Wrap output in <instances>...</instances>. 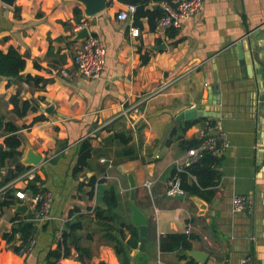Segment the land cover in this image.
<instances>
[{
  "label": "crops",
  "instance_id": "obj_1",
  "mask_svg": "<svg viewBox=\"0 0 264 264\" xmlns=\"http://www.w3.org/2000/svg\"><path fill=\"white\" fill-rule=\"evenodd\" d=\"M126 5L107 0L102 11L86 16L77 0H14L11 6L0 0V49L15 48L25 57L23 73L40 79L35 85L20 81L7 86L8 80L0 76V113L17 126L18 163L27 167L12 178L16 172L12 159L0 167V203L9 201L0 205V264H44L47 251L63 241L70 223L78 227L65 240L69 256L56 263L120 264L105 225H113L109 233L120 237L118 223L131 222L128 173L136 184L135 203L148 223L145 264H200L193 257L194 262L181 258L180 251L160 250V236L175 232L193 235L190 249L206 253L204 263L241 264L250 256L254 264H264V0H202L173 36L171 28L151 31L146 19L141 27L133 26L131 14L118 19ZM82 27L106 49L97 78H84L72 62L74 50L83 42L74 36ZM131 27L138 28L137 36L131 35ZM241 40L252 77L240 63ZM163 43L165 49H156ZM213 85H218L217 101L205 107L219 118H179L209 99ZM163 86L138 113H123L142 94ZM17 91L20 100H28L36 110L15 115L10 97ZM37 116L42 119L34 121ZM217 120L227 132L229 146L219 157L214 196L207 201L182 191L187 197L175 198L168 193L169 180L178 179H170L169 173L187 151L179 142L201 137L206 125ZM189 121L194 123L186 127ZM172 129L176 132L171 137ZM114 132L129 135L136 158L115 161L119 147L108 145ZM6 135L0 131V144ZM84 140L94 153L89 166L74 174ZM28 150L41 155L37 165L23 163ZM31 169L32 175L25 176ZM35 177L38 191H48L53 200L50 217L40 223L32 221L29 211L17 210L22 201L12 203L7 196L8 190L19 187L33 194L27 187ZM109 187L118 195L116 221L96 218L93 211L95 206L106 208L103 193ZM235 194L250 197L252 209L234 212ZM30 221L36 243L29 253L19 254L28 237L24 241L13 229ZM125 233L123 242L128 238ZM74 243L86 248L89 258L78 260ZM136 253L137 248L129 252L130 264Z\"/></svg>",
  "mask_w": 264,
  "mask_h": 264
},
{
  "label": "trees",
  "instance_id": "obj_2",
  "mask_svg": "<svg viewBox=\"0 0 264 264\" xmlns=\"http://www.w3.org/2000/svg\"><path fill=\"white\" fill-rule=\"evenodd\" d=\"M121 3L133 4L135 5V11L132 14L133 26L141 27L142 19H146L149 29L154 31L157 27V22L159 18L164 14V9L162 4H173L176 0H118ZM75 13L78 15L79 10L75 9ZM171 35H175V30H171ZM147 57L143 56V61ZM25 57L19 53L15 48L9 47L7 51H2L0 49V76L5 77L8 82L7 86H10L11 83L24 81L35 85L39 82L38 76H32L30 74H24L25 68ZM10 102L13 105L12 112L18 117H22L27 114L28 111L36 110L35 105H33L28 100H20L19 92H15L10 97ZM41 116L34 118V121L41 120ZM194 121H189L188 125H192ZM0 131L4 132L6 137L3 139V142L0 144V167L4 166L6 159H12L16 164V172L11 174V177L17 176L19 173L23 172L27 167L18 163V158L21 155V150L19 149L21 145V138L17 126L10 122L4 121L2 114L0 113ZM176 129H172L171 137L175 134ZM108 145L119 147L114 153L115 161H121L124 159H133L136 158V153L134 148L129 145L130 137L124 132H114L108 138ZM203 141V137L197 135V137H192L190 139H182L179 142L181 150H188L193 147L199 146ZM167 143H170V139L167 140ZM94 149L91 146L88 140H84L80 145L79 155L77 157L76 165L73 168V173L77 174L82 171L85 167L89 166V160L92 158ZM219 162V157L213 155L212 153L204 152L201 157L193 161L189 166L185 167L182 171H178L174 166H172L169 178L176 177L178 179V187L187 195H194L198 197L205 198L207 201L215 194V184L219 174L217 171V165ZM9 178V179H10ZM193 178V179H192ZM38 180V177H35L33 181L28 184V189L35 193L38 191V187L34 184ZM93 184V182H92ZM14 189V188H13ZM13 192V193H11ZM7 196L12 199V203H15L14 199H18L14 195L12 189L7 191ZM19 200V199H18ZM103 201L106 204V208L95 206L93 211L96 218H101L110 221H116L119 219L118 214L115 210L118 207V195L114 187L107 188L103 193ZM9 204V201H2L1 206ZM68 232L62 233L63 241L55 248L49 249L44 259V264H55L60 258H66L69 256V249L65 244L66 238H69L72 232H75L78 227L74 223H70ZM108 232L106 237L111 243L113 250L119 260L120 264H130L129 252L132 249H136L139 243V234L138 226L132 222L120 221L116 227L118 231V236L115 237L109 233V230H114L113 225L106 224ZM148 226V223H147ZM20 231L26 238L34 230L33 223L30 222H21L16 227H14L13 232ZM128 233V238L125 242L126 233ZM147 237V236H146ZM193 238V235L187 233H168L159 238V248L161 251H180L182 254L181 258H188L189 262H194V259L191 256H188L186 252L190 250V239ZM76 241V240H74ZM75 249L78 252V260L82 261L83 257L89 258V252L86 248L78 246L77 243H74ZM103 264V263H99ZM207 264V263H204Z\"/></svg>",
  "mask_w": 264,
  "mask_h": 264
},
{
  "label": "built area",
  "instance_id": "obj_3",
  "mask_svg": "<svg viewBox=\"0 0 264 264\" xmlns=\"http://www.w3.org/2000/svg\"><path fill=\"white\" fill-rule=\"evenodd\" d=\"M202 0H176L173 4H163L164 14L157 22V28L160 30L177 29L181 26L183 21L192 17L197 10L201 7ZM135 5L128 4L126 9L117 14L118 19H126L134 13ZM130 33L133 36L139 34L137 27H131ZM106 49L103 43L96 37L89 36L81 43L79 47L74 50L72 62L78 72L84 78H97L102 72ZM151 93L142 94L137 101L130 104L123 113L132 111L138 113L141 104L146 102L151 95L159 92L162 88ZM203 137L202 143L190 148L186 151L184 160L175 161L174 165L178 171H182L185 167L189 166L193 161L198 159L206 151L212 153L217 157H221L226 148L229 146L227 132L223 129L219 120L214 123H209L200 132ZM33 170H29L24 175H32ZM219 186V184L217 185ZM10 188H13L10 186ZM169 194H178L182 191L178 187L176 180H169ZM14 195L23 203L27 204V211L31 215L32 221L40 223L50 217L51 205L53 203L51 194L46 190H39L33 194H28L25 190L16 188ZM233 211H250L253 202L250 197L242 194L233 195ZM36 243V231L33 230L28 236L26 242L19 248V254L29 253ZM56 264H64L57 262ZM241 264H254L250 256H245L241 260Z\"/></svg>",
  "mask_w": 264,
  "mask_h": 264
},
{
  "label": "water",
  "instance_id": "obj_4",
  "mask_svg": "<svg viewBox=\"0 0 264 264\" xmlns=\"http://www.w3.org/2000/svg\"><path fill=\"white\" fill-rule=\"evenodd\" d=\"M7 5H12L14 0H2ZM80 2L84 7V12L86 16H93L100 11H102L106 7L107 0H77ZM89 35V31L87 27H82L74 36V39L77 41H84L87 36ZM256 44V43H255ZM166 45L160 44L156 47V49H165ZM237 49L239 51V57H242L240 60V63L244 66L245 69L249 70L250 73L249 76H253L252 71V65L250 67H247V61L245 59V56L243 54V41H240V44H238ZM259 49V48H257ZM253 57L255 58V54L253 53ZM263 75V74H262ZM258 85V82H256ZM211 91V97L205 101H202L200 104L195 105L193 107H190L189 109L183 111L180 114L179 118H184L186 120H195L201 117H212V118H219L220 115L216 111H212L205 107L207 104H212L215 100L217 101L216 97L218 95V85H213L210 87ZM264 96V95H263ZM48 111V110H47ZM41 155L35 154L32 150H28L24 159L23 163L26 165H37L41 161ZM122 171V170H121ZM123 172V171H122ZM1 173V172H0ZM128 178V184H129V206L131 210V222L138 226V234H139V243L137 247V253L134 257V264H145V241L146 236L148 232V226H147V218L145 214L137 207L135 203V180L133 178V175L131 173L127 174ZM187 196L183 193H178L175 195V198L177 199H183ZM205 206V203H202L201 209ZM17 210L21 212L27 211V204L26 203H20L17 206ZM30 217L31 215L28 214ZM187 254L196 259L200 264H204L207 255L206 253L202 251H198L195 249H190L187 251Z\"/></svg>",
  "mask_w": 264,
  "mask_h": 264
},
{
  "label": "rangeland",
  "instance_id": "obj_5",
  "mask_svg": "<svg viewBox=\"0 0 264 264\" xmlns=\"http://www.w3.org/2000/svg\"><path fill=\"white\" fill-rule=\"evenodd\" d=\"M64 264H71V263L64 262Z\"/></svg>",
  "mask_w": 264,
  "mask_h": 264
}]
</instances>
